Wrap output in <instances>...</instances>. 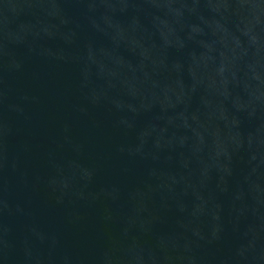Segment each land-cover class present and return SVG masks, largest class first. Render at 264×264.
<instances>
[{"label": "water", "instance_id": "obj_1", "mask_svg": "<svg viewBox=\"0 0 264 264\" xmlns=\"http://www.w3.org/2000/svg\"><path fill=\"white\" fill-rule=\"evenodd\" d=\"M0 264H264V0H0Z\"/></svg>", "mask_w": 264, "mask_h": 264}]
</instances>
